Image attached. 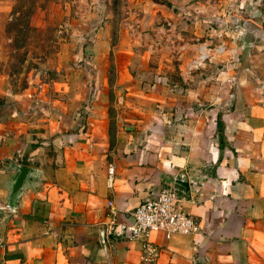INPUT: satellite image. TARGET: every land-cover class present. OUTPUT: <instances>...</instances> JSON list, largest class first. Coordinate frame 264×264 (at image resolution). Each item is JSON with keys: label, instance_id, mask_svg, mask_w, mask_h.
Here are the masks:
<instances>
[{"label": "crops", "instance_id": "0c3cea01", "mask_svg": "<svg viewBox=\"0 0 264 264\" xmlns=\"http://www.w3.org/2000/svg\"><path fill=\"white\" fill-rule=\"evenodd\" d=\"M230 3L264 21V0ZM131 47L114 30H97L79 49L62 47L56 65L67 73L55 83L65 100L46 106L8 95L0 77V264H264L260 83L229 77L218 89L195 77L185 86L163 66L148 70L149 59L139 61ZM16 164L33 170L12 195ZM168 184L177 185L197 232H150L152 261L142 260L141 239L101 241L108 200L127 220Z\"/></svg>", "mask_w": 264, "mask_h": 264}, {"label": "rangeland", "instance_id": "374dc122", "mask_svg": "<svg viewBox=\"0 0 264 264\" xmlns=\"http://www.w3.org/2000/svg\"><path fill=\"white\" fill-rule=\"evenodd\" d=\"M230 2L153 0L146 6L144 0H0V77L8 95L20 92L30 108L65 100V88L55 83H63L67 73L56 65L62 47L79 49L97 30H114L117 41L130 42L139 61L149 59L148 70L163 66L172 78H184L185 86L197 77L214 80L219 89L224 78L242 76L259 82L264 92V21L258 25ZM174 30L200 31L192 37ZM200 47L208 50L203 58Z\"/></svg>", "mask_w": 264, "mask_h": 264}, {"label": "built area", "instance_id": "2783aa9c", "mask_svg": "<svg viewBox=\"0 0 264 264\" xmlns=\"http://www.w3.org/2000/svg\"><path fill=\"white\" fill-rule=\"evenodd\" d=\"M113 171L114 167L110 165L108 167L109 179ZM180 198L177 185L162 186L153 194L143 198L130 211L127 220L117 217L112 200H108L110 216L99 223L101 241L106 244L112 237L141 239L143 242L142 260H154L158 248L150 242V232L160 231L169 238L177 233L191 234L200 228L197 219L179 207Z\"/></svg>", "mask_w": 264, "mask_h": 264}, {"label": "water", "instance_id": "95a60500", "mask_svg": "<svg viewBox=\"0 0 264 264\" xmlns=\"http://www.w3.org/2000/svg\"><path fill=\"white\" fill-rule=\"evenodd\" d=\"M18 173L16 175L15 181L12 185V195L18 191V189L22 186L24 183V180L26 179V176L33 170L32 167L25 165V164H16ZM177 183L183 184L187 186L186 181H184L182 178L175 179Z\"/></svg>", "mask_w": 264, "mask_h": 264}, {"label": "bare ground", "instance_id": "6f19581e", "mask_svg": "<svg viewBox=\"0 0 264 264\" xmlns=\"http://www.w3.org/2000/svg\"><path fill=\"white\" fill-rule=\"evenodd\" d=\"M201 46H202V45H201ZM207 51H208V50H207ZM207 51H206V47H203V48L201 49V53H200V55H199V58H203V57H205Z\"/></svg>", "mask_w": 264, "mask_h": 264}, {"label": "trees", "instance_id": "16d2710c", "mask_svg": "<svg viewBox=\"0 0 264 264\" xmlns=\"http://www.w3.org/2000/svg\"><path fill=\"white\" fill-rule=\"evenodd\" d=\"M166 3H167L168 5H170V6H171V3H170V2L166 1Z\"/></svg>", "mask_w": 264, "mask_h": 264}]
</instances>
